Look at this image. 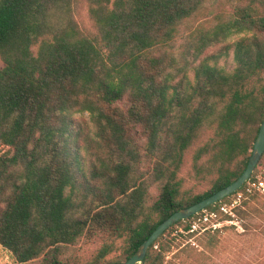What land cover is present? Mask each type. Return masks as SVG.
Returning <instances> with one entry per match:
<instances>
[{
  "label": "trees",
  "instance_id": "obj_1",
  "mask_svg": "<svg viewBox=\"0 0 264 264\" xmlns=\"http://www.w3.org/2000/svg\"><path fill=\"white\" fill-rule=\"evenodd\" d=\"M78 1L0 0V245L20 264H80L66 249L98 235L111 241L82 264L126 261L171 213L241 174L264 116V0H84L94 33L75 21ZM208 130L191 166L210 187L182 190L185 155ZM259 168L264 152L250 178ZM196 215L143 264H163L164 235Z\"/></svg>",
  "mask_w": 264,
  "mask_h": 264
},
{
  "label": "rangeland",
  "instance_id": "obj_2",
  "mask_svg": "<svg viewBox=\"0 0 264 264\" xmlns=\"http://www.w3.org/2000/svg\"><path fill=\"white\" fill-rule=\"evenodd\" d=\"M73 17L78 26L89 33L95 32V27L88 12V4L79 0L73 9ZM242 33L234 34L225 41L214 44L207 48L205 54L215 52L227 43H232ZM37 45L31 47L35 54ZM217 65L231 70L234 66L232 53L221 56ZM3 62L0 59V67ZM76 120L80 131L86 137L92 138L94 127L86 112L76 113ZM212 134L211 130L205 131L202 136L187 151L180 176L183 178L182 190L193 193H202L210 187L212 177L196 176L191 166V155L194 148L205 141ZM84 154V152H83ZM87 159V153H86ZM264 180V168H259L254 177ZM255 196L256 198H252ZM237 224H222L218 229V240L212 251L204 250L199 245L203 239V233H188L182 224L175 227L172 233H166L163 241L170 245L163 264H264V190L255 189L251 193L244 194L241 203L234 208ZM222 218V217H221ZM223 219V218H222ZM211 232V231H210ZM111 238L106 235H98L94 238H82L76 244L69 246L63 257L72 263H85L93 259L97 251ZM119 243L106 255L107 259L120 256ZM0 264H20L10 251L0 245Z\"/></svg>",
  "mask_w": 264,
  "mask_h": 264
},
{
  "label": "water",
  "instance_id": "obj_3",
  "mask_svg": "<svg viewBox=\"0 0 264 264\" xmlns=\"http://www.w3.org/2000/svg\"><path fill=\"white\" fill-rule=\"evenodd\" d=\"M264 152V116L259 125L258 133L254 139L251 154L247 160L246 166L241 174L228 185L218 189L211 195L201 199L200 201L189 205L187 207L178 209L161 221L148 237L143 240L136 251L123 262H116L113 264H143L146 252L150 245L154 243L171 225L175 224L179 220L187 219L200 211L204 210L207 206L213 205L221 201L224 197L231 195L250 178L257 163L259 162Z\"/></svg>",
  "mask_w": 264,
  "mask_h": 264
},
{
  "label": "built area",
  "instance_id": "obj_4",
  "mask_svg": "<svg viewBox=\"0 0 264 264\" xmlns=\"http://www.w3.org/2000/svg\"><path fill=\"white\" fill-rule=\"evenodd\" d=\"M255 189L264 190V180L260 177L249 178L242 190L236 191L232 197L218 205L216 209L204 210L192 218L189 223L188 233H203L220 229L222 224H237L234 208L241 203L244 194L251 193ZM225 216L226 218H221Z\"/></svg>",
  "mask_w": 264,
  "mask_h": 264
}]
</instances>
